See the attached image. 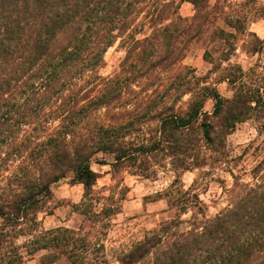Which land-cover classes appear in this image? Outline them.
I'll list each match as a JSON object with an SVG mask.
<instances>
[{
  "label": "trees",
  "instance_id": "trees-1",
  "mask_svg": "<svg viewBox=\"0 0 264 264\" xmlns=\"http://www.w3.org/2000/svg\"><path fill=\"white\" fill-rule=\"evenodd\" d=\"M183 1L193 15H181ZM253 1L0 0V264H26L39 250L42 264H114L104 238L124 196L96 191L92 164L150 176L154 159L176 174L164 192L174 213L119 251L116 264H264V155L253 182L231 173L227 193L240 190L211 218L193 187L179 184L184 171L225 162V137L238 123L255 118L264 129V68L229 62ZM253 36L255 54L264 39ZM208 37L224 44L216 62L208 49L204 57L231 97L182 64L191 43ZM117 40L124 56L102 75ZM69 175L84 189L81 224L41 228L52 184Z\"/></svg>",
  "mask_w": 264,
  "mask_h": 264
},
{
  "label": "rangeland",
  "instance_id": "rangeland-1",
  "mask_svg": "<svg viewBox=\"0 0 264 264\" xmlns=\"http://www.w3.org/2000/svg\"><path fill=\"white\" fill-rule=\"evenodd\" d=\"M209 1L213 4L216 0ZM227 1L236 4V7L244 2V0ZM230 3H224V5L226 4L225 8ZM240 7L243 8V6ZM261 7H264V0H255L243 9L250 11L246 12L248 14L245 21L246 31L238 34L237 39L234 40L236 49L230 55L229 62L241 64L244 68L257 63L264 68V46L258 53L248 52L254 45L258 46L253 35L264 39V16L261 15L263 12L253 15L256 9ZM179 12L183 16H191L195 13L194 5L188 1H183L180 3ZM217 23L227 30L233 31L222 20L219 19ZM206 49L209 50L214 62H216L225 48L220 40H211L210 37L195 40L191 43L182 64L193 68L201 78L206 77L208 82L215 83L221 96L231 97L233 92L228 84L216 82L218 73L214 72L213 65L204 57ZM123 56L124 50L117 40L105 52V63L100 69V73L108 75L117 70ZM226 64L225 62L222 63V67ZM187 100L188 96H184L177 103V106L183 105ZM204 111L209 114L212 113V99L206 100ZM208 120L210 121V118ZM203 124H207V121H202L201 126ZM222 152L224 163L195 168L180 174V186L184 188L193 187L202 201V211L208 218L213 217L222 208L235 201L240 189L235 188L232 193H227V188L234 185L231 173L241 177L243 182H253L252 167L264 155V129L260 127L258 120L250 118L238 123L235 129L226 135ZM212 154L217 155L215 152ZM106 158L110 159V157ZM162 162L161 160H153L150 170L155 169L157 172L156 175L151 174L150 176L134 174L135 171L131 168L113 171L110 165L92 164V168L99 173L93 188L96 191L103 190L104 195L112 191L116 197L124 196L120 202V212L112 216L111 225L104 238L106 253L114 264H116V256L119 251L130 248L134 242L142 239L147 231L152 230L161 220L174 213V210L168 206L167 196L164 192L173 182L176 174L168 164V160L163 162L164 167L159 165ZM208 162L211 163L212 161L209 160ZM71 178L69 175L52 184V197L48 202L47 211L39 213L38 216L41 228H52L60 225L76 228L81 224L83 217L77 211V206L82 199L84 189L82 184L73 183ZM196 211L195 208L190 209L187 214L183 215V218H188ZM26 239L27 237L20 238L19 243ZM45 253L46 250H39L33 255H27L26 264H42L41 260ZM51 264H67V262L60 259Z\"/></svg>",
  "mask_w": 264,
  "mask_h": 264
},
{
  "label": "water",
  "instance_id": "water-1",
  "mask_svg": "<svg viewBox=\"0 0 264 264\" xmlns=\"http://www.w3.org/2000/svg\"><path fill=\"white\" fill-rule=\"evenodd\" d=\"M202 126H203V128H205V129L207 128V124H203Z\"/></svg>",
  "mask_w": 264,
  "mask_h": 264
}]
</instances>
